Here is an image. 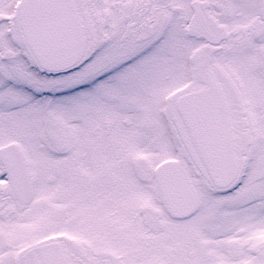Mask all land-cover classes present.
I'll return each mask as SVG.
<instances>
[{
	"label": "snow or ice",
	"instance_id": "obj_1",
	"mask_svg": "<svg viewBox=\"0 0 264 264\" xmlns=\"http://www.w3.org/2000/svg\"><path fill=\"white\" fill-rule=\"evenodd\" d=\"M0 264H264V0H0Z\"/></svg>",
	"mask_w": 264,
	"mask_h": 264
}]
</instances>
